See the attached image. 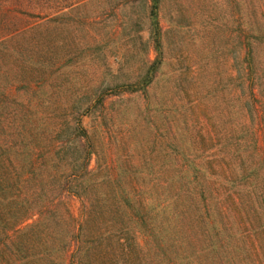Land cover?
Wrapping results in <instances>:
<instances>
[{"label": "rangeland", "instance_id": "rangeland-1", "mask_svg": "<svg viewBox=\"0 0 264 264\" xmlns=\"http://www.w3.org/2000/svg\"><path fill=\"white\" fill-rule=\"evenodd\" d=\"M241 32L264 85V0H88L61 18L55 33L64 88H140L90 109L86 98H66L90 138V173L78 181L91 188L92 202L113 204L99 211L115 216L118 202L129 213L125 205L148 198L145 210L153 216L151 187L170 182L173 169H207L215 159L222 194L206 191L200 214L209 248L228 258L224 264H257L247 252L253 246L264 262V170L256 168L249 132L241 128L250 131L255 121ZM231 192L232 206L225 200Z\"/></svg>", "mask_w": 264, "mask_h": 264}, {"label": "trees", "instance_id": "trees-1", "mask_svg": "<svg viewBox=\"0 0 264 264\" xmlns=\"http://www.w3.org/2000/svg\"><path fill=\"white\" fill-rule=\"evenodd\" d=\"M87 1L0 0V264H224L228 258L209 248L200 214L206 191L222 194L215 177L222 168L219 161L211 160L207 169L195 164L173 169L170 182L151 187L153 216L145 210L148 198L125 205L129 213L120 212L118 202L115 216L104 215L99 208L113 204L95 206L91 188L79 184L90 173L91 143L67 96L86 98L84 107L90 109L107 97L140 89L136 83L98 91L60 85L66 73L55 33L61 18ZM241 47L250 84L249 114L255 120L250 131L247 125L241 128L249 132L256 168L264 170L261 66L242 32ZM73 53L68 49L67 54ZM150 82L145 77L143 86ZM236 199L233 192L225 197L231 206ZM222 211L236 213L232 207ZM131 224L144 228L134 231ZM248 250L257 264H264L258 246Z\"/></svg>", "mask_w": 264, "mask_h": 264}]
</instances>
